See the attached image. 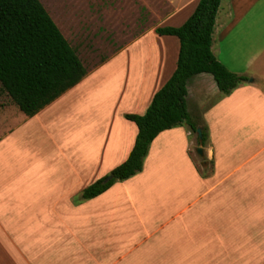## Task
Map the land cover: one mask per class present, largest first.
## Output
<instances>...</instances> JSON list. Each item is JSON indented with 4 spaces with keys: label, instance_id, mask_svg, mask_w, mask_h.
I'll use <instances>...</instances> for the list:
<instances>
[{
    "label": "crops",
    "instance_id": "obj_1",
    "mask_svg": "<svg viewBox=\"0 0 264 264\" xmlns=\"http://www.w3.org/2000/svg\"><path fill=\"white\" fill-rule=\"evenodd\" d=\"M88 1L107 18L97 38L134 33L133 40L118 51L105 45L109 57L84 64L81 82L31 117L46 119L67 101L69 117L83 119L95 136L86 148H98L104 166L91 185L127 160L138 127L125 115L143 114L177 68L179 38L156 29L183 25L200 0H108L131 5L121 21L103 0ZM147 34L156 43L141 53L134 45ZM212 51L247 80L227 95L210 73L189 80V112L209 129L200 164L188 125L164 130L141 172L78 205L70 200L73 187L45 192L40 180L29 184L22 175L27 160H13L5 140L21 109L0 104V264H264V0H222ZM173 158L176 176L168 168Z\"/></svg>",
    "mask_w": 264,
    "mask_h": 264
},
{
    "label": "trees",
    "instance_id": "obj_2",
    "mask_svg": "<svg viewBox=\"0 0 264 264\" xmlns=\"http://www.w3.org/2000/svg\"><path fill=\"white\" fill-rule=\"evenodd\" d=\"M222 0H200L179 27L157 28L179 38L177 68L158 90L143 114H126L138 127L125 162L83 190L84 200L108 190L143 170L153 140L164 130L186 123L196 145L209 141V129L196 123L188 109V82L201 73L213 75L222 94H229L247 77L230 71L212 51L213 32ZM87 69L41 0H0V93H7L28 116H34L76 86ZM112 178L106 181V178Z\"/></svg>",
    "mask_w": 264,
    "mask_h": 264
},
{
    "label": "rangeland",
    "instance_id": "obj_3",
    "mask_svg": "<svg viewBox=\"0 0 264 264\" xmlns=\"http://www.w3.org/2000/svg\"><path fill=\"white\" fill-rule=\"evenodd\" d=\"M41 2L44 4L64 36L77 48L80 53V58L88 68L97 65L102 58L107 57V52L121 50L122 47L128 43L126 41L133 40L131 37H133L132 35L134 33L122 38L121 41L106 36L102 39L97 38L94 31L98 29L100 21H105L107 18L104 13L99 14L97 10L90 11L88 9V0H41ZM103 2L105 3V7L114 12L118 19L121 18L124 12L126 16V13L128 14L132 9L130 4H128V7L122 8L121 5L117 2L114 3V1L103 0ZM104 24L111 30L116 29L115 25L110 22ZM123 26L127 27L129 24L124 23ZM101 31L103 33L106 30L103 29ZM154 39L155 38L152 37L151 34H147L139 43H135L134 47H136V50L141 49V53H144L154 46L156 43ZM109 43L111 46L106 52L105 45ZM91 93L100 95L101 92L96 91ZM60 98L58 100H60ZM74 103L75 102H73L74 108L72 111L74 110L77 112L78 110ZM0 104L2 108L7 106V109L13 111L17 110V104H15L7 93H0ZM48 107L49 106H46L45 109ZM57 107L58 108L55 107L56 109L54 108L55 110L51 116L46 119H34L19 109L20 116L11 117L9 121L10 125L13 123V125L16 126L14 127V133H7L5 140L11 145V158L13 160L16 158L27 160V172H24L22 175L24 177L28 176L29 184L31 180H38V183L41 181V189L45 192L57 191L67 193L70 192L69 187H73L70 200L78 205L86 201L82 198L83 190L91 183L92 179H94L99 167L103 168L104 166H98L100 165V158L98 157L99 149L96 148L89 151L88 148H86V144H91L95 138V136L91 134L93 131L84 128L83 119L76 120L75 114L72 113L69 117L67 101L59 104ZM195 122L197 123V121ZM186 125V123H183L179 126ZM19 130H21V132H19ZM99 137L102 140V137ZM193 137L195 138V136ZM96 140L98 143L101 142V140H98V137H96ZM198 147L194 145L191 149V153L196 162L200 164V155L197 153ZM171 161L173 162H171V166L168 168L175 170L174 174L176 176L179 162L175 163V158L171 159ZM108 174H110V172L106 175ZM62 177L63 181L66 182H61L59 180ZM167 177L161 178V181H159L160 187H163ZM34 184L35 181H32L31 186ZM74 189L76 190L74 191Z\"/></svg>",
    "mask_w": 264,
    "mask_h": 264
},
{
    "label": "water",
    "instance_id": "obj_4",
    "mask_svg": "<svg viewBox=\"0 0 264 264\" xmlns=\"http://www.w3.org/2000/svg\"><path fill=\"white\" fill-rule=\"evenodd\" d=\"M197 133H198L199 138L202 139V138H203V132H202V128H201V127H199V128L197 129ZM197 153H198L201 157H203V156H204V150H203V147H201V146L198 147V148H197ZM111 178H112V176L107 177V178H106V181L110 180Z\"/></svg>",
    "mask_w": 264,
    "mask_h": 264
}]
</instances>
